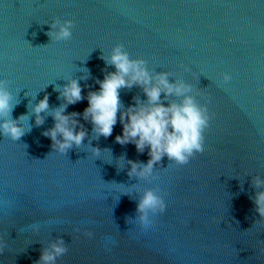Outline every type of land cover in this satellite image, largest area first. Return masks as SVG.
<instances>
[{
	"label": "water",
	"instance_id": "1",
	"mask_svg": "<svg viewBox=\"0 0 264 264\" xmlns=\"http://www.w3.org/2000/svg\"><path fill=\"white\" fill-rule=\"evenodd\" d=\"M68 20L69 40L47 35ZM118 45L150 76L189 86L213 117L187 165L164 157L149 176H129L128 161L149 157L116 143L119 113L107 139L78 118L87 136L64 154L43 135L72 80L85 99L64 114L83 113L88 92L115 71L105 60ZM0 80L25 130L18 141L0 135V264H36L58 240L67 253L55 264H264L253 203L264 190L253 186L264 180V0H0ZM46 95L36 126L33 108ZM183 99L161 94L165 106ZM120 102L125 112L147 97L133 86ZM149 190L166 210L149 213L145 228L136 208Z\"/></svg>",
	"mask_w": 264,
	"mask_h": 264
},
{
	"label": "clouds",
	"instance_id": "2",
	"mask_svg": "<svg viewBox=\"0 0 264 264\" xmlns=\"http://www.w3.org/2000/svg\"><path fill=\"white\" fill-rule=\"evenodd\" d=\"M47 35L57 41H66L72 37L73 22L65 21L63 24H53ZM103 59V57H101ZM115 68L114 72L108 73L102 81L98 80V91H90L87 94L88 106L83 113H64L69 105L85 99L81 95L82 88L78 81L72 80L66 84L61 92L65 103L54 111V126L43 133L52 141V148L61 154L66 153L73 145L79 147L87 136L83 124L79 123L81 118L92 125V131L96 138L107 139L113 133L117 124L122 125V134L115 137L116 143L121 145L134 144L137 152L143 153L147 149L148 161L140 165L134 161H128L129 176L138 175L147 177L151 174L154 165L158 164L164 157L174 161L177 165H187L196 154L204 151V132L209 127L213 118L209 115L207 108L198 106L194 99L187 95L190 87L183 82L169 83L166 73L156 77L149 75L144 67V61L132 60L124 51L123 45L116 46L110 58L105 60ZM231 76L224 74L223 82L227 84ZM155 81V82H153ZM8 81L0 80V135L18 141L25 135L24 128L20 127L16 120L11 119L13 109L12 95L8 91ZM139 86L147 97L146 103L137 102L130 106L127 111L121 112L120 90ZM165 97L175 95L183 96L180 104L171 103L165 106L161 103V94ZM135 99V98H134ZM49 108L47 95L34 108L36 116L35 124L40 126L43 119L40 113ZM20 119H23L21 117ZM79 129V130H77ZM59 137V138H58ZM100 149H93L95 155L100 154ZM139 169V171H138ZM256 189H264V180L257 176L253 180ZM255 212L264 221V190L257 191L253 201ZM166 204L153 191H146L143 198L137 203L136 211L139 213V221L143 227L150 225L149 213H163ZM92 232L85 233L88 239L93 238ZM63 240H58L51 245V251L45 250L41 253L36 264H55L58 257L67 253L63 246ZM4 245L0 243V253ZM264 254V249H261Z\"/></svg>",
	"mask_w": 264,
	"mask_h": 264
}]
</instances>
